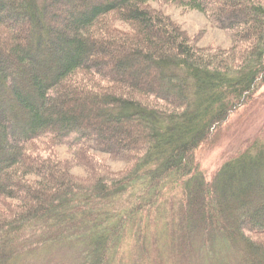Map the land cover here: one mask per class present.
<instances>
[{
    "label": "trees",
    "instance_id": "16d2710c",
    "mask_svg": "<svg viewBox=\"0 0 264 264\" xmlns=\"http://www.w3.org/2000/svg\"><path fill=\"white\" fill-rule=\"evenodd\" d=\"M61 1L0 0V264H264V131L211 177L195 158L260 99L264 0Z\"/></svg>",
    "mask_w": 264,
    "mask_h": 264
},
{
    "label": "rangeland",
    "instance_id": "374dc122",
    "mask_svg": "<svg viewBox=\"0 0 264 264\" xmlns=\"http://www.w3.org/2000/svg\"><path fill=\"white\" fill-rule=\"evenodd\" d=\"M61 3L62 1L59 0L58 5ZM152 5L184 31L196 46L220 48L230 46V39L226 32L211 25L198 10L169 2H153ZM258 92L261 94L259 101L232 114L218 138L212 144L203 145L197 149L196 161L207 176L211 177L210 175L222 162L247 146L259 132L264 131V85ZM56 152L64 159L69 156L68 149L64 145L56 146ZM111 164L113 168L121 166L116 163ZM72 172L82 174L79 168H74ZM61 247L58 250L38 249L27 252L22 255V260L25 264H46L77 259L73 248H67L64 245ZM156 250L154 249L155 252ZM127 257L124 255L121 262L129 264Z\"/></svg>",
    "mask_w": 264,
    "mask_h": 264
}]
</instances>
